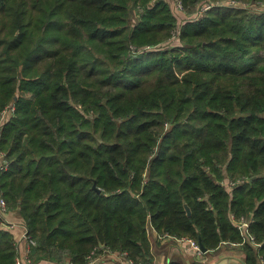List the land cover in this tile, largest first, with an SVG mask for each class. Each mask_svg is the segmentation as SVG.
I'll return each instance as SVG.
<instances>
[{"label":"trees","instance_id":"trees-1","mask_svg":"<svg viewBox=\"0 0 264 264\" xmlns=\"http://www.w3.org/2000/svg\"><path fill=\"white\" fill-rule=\"evenodd\" d=\"M183 1L214 6L170 46L166 0H0V115L15 107L0 188L33 264L95 249L152 264L150 226L216 251L243 241L232 214L252 219L260 245L240 249L264 264V11L247 7L264 0ZM17 254L0 229V264Z\"/></svg>","mask_w":264,"mask_h":264},{"label":"built area","instance_id":"built-area-1","mask_svg":"<svg viewBox=\"0 0 264 264\" xmlns=\"http://www.w3.org/2000/svg\"><path fill=\"white\" fill-rule=\"evenodd\" d=\"M167 1V0H166ZM168 2V1H167ZM231 5H243L245 7V4H242L240 0H231ZM227 3V2H225ZM214 4L212 3H203L200 6L197 7L196 11L192 14L187 13L185 4L183 0H174V11H176V15L179 19L182 18V20H195L201 18L206 12H208ZM184 24V22L182 23ZM182 27V26H181ZM181 27L177 26V29L173 33V38H179V35L181 33ZM15 110L14 105L9 106L7 109H5L1 115H0V132L1 127L4 124V122L7 120V118L13 114ZM9 167V161L6 158V154L0 150V175L2 172H4ZM246 179H237V180H225V186L228 189H232L237 184H241L245 182ZM16 211H13L9 208L7 201L5 197L3 196L2 190L0 188V229H6L10 231L16 240L18 254L16 258V264H33L31 261V250L37 245V240L29 233L28 227L23 223V221H20L19 215L17 214L18 218H15ZM11 215H14V218L10 217ZM21 218V217H20ZM231 218L234 220L236 225L238 226L240 233L242 235L243 241L241 243H232V244H226L225 245H232V246H242L246 242H251L252 244L259 246L260 244L257 242L256 237L250 232V225L252 222V219H247L245 217H242L240 219H237L234 214L231 215ZM19 219V220H17ZM153 227H149V232ZM158 238L160 240H172L174 242H177L181 244V246H188L191 248V250L194 251L196 256H203L206 253L203 252L200 242L196 241L193 238L190 237H182L177 238L169 233H158ZM103 247V246H102ZM98 249H95L91 255H90V262L91 264L94 263L93 257L98 256ZM116 256L121 257V259L125 262V264H137L133 259L128 257L127 252H118L116 253ZM65 264H73L70 261H67ZM138 264H144L143 262H140Z\"/></svg>","mask_w":264,"mask_h":264},{"label":"crops","instance_id":"crops-1","mask_svg":"<svg viewBox=\"0 0 264 264\" xmlns=\"http://www.w3.org/2000/svg\"><path fill=\"white\" fill-rule=\"evenodd\" d=\"M10 217L14 218V215ZM15 214V218H17ZM22 221L21 218H19ZM149 238L152 243V253L154 256L153 264H168V261H181L183 264H209L212 259L220 257L222 254L228 251H235L230 249V245H224L216 251H211L203 256H196L193 250L188 246H181V244L174 242L172 240H160L158 238V232L151 228L149 232ZM176 245L180 246L182 251L178 252L176 250ZM238 250H241L240 248ZM100 259L102 258H115L116 260L102 261L97 264H125L122 259H117L115 256L109 255L108 253H100ZM99 259V260H100ZM119 261V263H117ZM37 264H56L49 261H41Z\"/></svg>","mask_w":264,"mask_h":264},{"label":"rangeland","instance_id":"rangeland-1","mask_svg":"<svg viewBox=\"0 0 264 264\" xmlns=\"http://www.w3.org/2000/svg\"><path fill=\"white\" fill-rule=\"evenodd\" d=\"M168 1V3L170 4V6H171V8H173V12L175 13L176 11H174L175 9H174V0H167ZM231 0H228V1H226L228 4H231V2H230ZM249 9H251V10H253V11H255V12H262V11H264V4L263 5H260V4H252L251 6H247ZM178 17V16H177ZM137 21V11H136V9L135 10H133V12H132V16H131V22H133V23H135ZM177 21H178V26L179 27H181L183 24V22L185 23L186 21H188L187 19H185V20H182V18L181 19H179V18H177ZM176 44H178V39L177 38H173L170 42H169V45L170 46H175ZM17 213V212H16ZM18 214V213H17ZM18 218V217H17ZM19 218H20V216H19ZM17 220H19V219H17ZM197 241V240H196ZM104 247V246H103ZM102 247V248H103ZM230 249H232V250H237V251H239L238 249L240 248L239 246H232V245H230V247H229ZM100 253H108L109 255H112V256H115L117 259H121V257H118V256H116V253H118V252H112V251H110V250H103V251H100V252H98V254H100ZM100 255L99 256H94L93 257V260H94V263L93 264H97V263H100V262H102V261H109V260H116L115 258H102V259H100ZM123 259V258H122ZM117 263H119V261L117 262ZM152 264H153V262H152ZM234 264H237V263H234Z\"/></svg>","mask_w":264,"mask_h":264},{"label":"water","instance_id":"water-1","mask_svg":"<svg viewBox=\"0 0 264 264\" xmlns=\"http://www.w3.org/2000/svg\"><path fill=\"white\" fill-rule=\"evenodd\" d=\"M96 187V186H95ZM48 201H46L47 203ZM185 210L188 214V216L192 215V210L190 208V206L185 203ZM200 245L201 248L203 250V252L207 253L208 249H206L202 243V241H200ZM176 250L178 252H181L182 249L180 246L176 245ZM248 264L247 260H246V254L242 251V250H235V251H228L224 254H222L220 257L216 258V259H212V261L209 264ZM168 264H171V261H168Z\"/></svg>","mask_w":264,"mask_h":264}]
</instances>
